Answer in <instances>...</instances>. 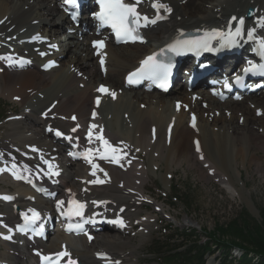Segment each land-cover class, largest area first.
Returning a JSON list of instances; mask_svg holds the SVG:
<instances>
[{
	"label": "bare ground",
	"instance_id": "6f19581e",
	"mask_svg": "<svg viewBox=\"0 0 264 264\" xmlns=\"http://www.w3.org/2000/svg\"><path fill=\"white\" fill-rule=\"evenodd\" d=\"M160 2L171 12L161 9L162 23L145 33L149 47L106 44L101 55L105 58V74L102 75L89 49L94 39L91 21L85 20L81 30L75 29L54 0H0V97L19 107V114L8 122L1 144L11 145L12 150L26 159H13L25 171L29 170L28 163H32L38 173L46 172L51 176L54 184L50 194L54 201H63L62 205L69 204L70 200L79 201L87 205L90 213L100 218L122 217L128 226L122 233H91L84 238H69L54 231L48 242L36 244L30 250L26 245L17 246L11 239H1L0 250L6 249L5 255L0 254L1 264H22L27 257V264H32L36 259L31 256L32 250L50 253L60 248L67 251L68 260L75 264H137L130 258L155 226L154 211L164 212L161 204L145 196L143 185L150 181V173L156 176L160 169L159 174L169 187L172 173L186 165L187 169L197 170L202 180L208 182L214 178L224 184L230 195L241 197L242 201L245 196L240 165L246 173L251 165H255L256 172L264 170V97L256 99V94L264 96V90L241 101L220 103L202 88L188 93L179 84L165 96L141 88L133 91L124 84L125 75L136 68L141 59L165 45L178 32L219 30L226 19L241 18L248 7L255 10V15L241 26V43L244 49H252L254 45L247 38L249 30L255 37L264 38V0H189V6L185 0ZM64 28L68 33L62 35L68 39L61 43V36L57 34ZM83 31L84 34L80 33ZM34 35L50 41L34 45L23 43ZM12 36H16L14 41ZM37 48L46 57H56L59 66L41 73L38 67L43 62L35 53ZM16 54L29 58L25 70H7L5 62ZM241 60L242 56L234 59ZM100 86L108 90L103 95L97 91ZM172 92L175 93L173 101L168 99ZM98 96L101 104L95 109L96 117L90 121V112L94 110L92 101ZM258 113L260 117L256 118ZM191 116L196 119L193 129L190 128ZM238 121H242L241 126ZM72 128L84 132L91 129L95 137L102 135L118 149L116 155L122 157L120 162H110L112 153H108L109 159H100L96 150L103 153L104 148L97 139L90 142L89 149L93 151L88 153L96 169L85 162L65 160L49 130L69 133ZM33 149L38 151L37 155ZM49 164L54 165L52 170L58 172L57 175H51ZM97 179L103 183L91 182ZM0 184L5 188L10 186L8 191L14 195L12 205L4 204V210H0V234L4 226L9 228L13 222V211L33 208L49 213L47 199L35 197L19 184L8 181L1 172ZM143 199L151 200V213L143 212ZM12 206H16L15 209ZM135 229H139L138 232ZM119 234L125 237L120 238ZM97 254L106 255L107 260L97 262L94 259Z\"/></svg>",
	"mask_w": 264,
	"mask_h": 264
},
{
	"label": "rangeland",
	"instance_id": "374dc122",
	"mask_svg": "<svg viewBox=\"0 0 264 264\" xmlns=\"http://www.w3.org/2000/svg\"><path fill=\"white\" fill-rule=\"evenodd\" d=\"M185 1L189 6V0ZM140 47L148 48L149 46L146 44ZM120 49L124 50L123 48ZM83 57L84 54L81 58ZM173 95H175L174 92L168 96V99L173 101ZM256 97L254 98L263 99L264 96L256 94ZM18 108L17 105H12L8 99L0 97V140L7 129L6 119L12 116L11 114H18ZM16 110L18 111L16 112ZM210 116L212 117V115ZM207 119L209 120V118ZM239 122H241V124H238ZM237 124L241 126L242 121H238ZM1 148L2 146L0 145V149ZM10 153L13 155L15 154L14 152ZM259 155H261V153H259ZM159 170L157 169L160 173ZM242 170L243 168L240 165L239 172L241 171L240 176L244 184L243 194L245 196L242 201L239 199L241 197L230 195L231 193L226 191L224 184H220L214 178L208 182L204 181L201 179L197 170H193L192 168L187 169L186 165L182 168H177L174 173H172L169 188H167V185L163 182L161 175L157 171V174H155L156 176L150 173V181H146V184L144 183L143 186L147 189V194L164 206V213L162 215L156 213V226H153L152 230L147 232L144 240L140 243V247L130 260H133L134 263L136 260L137 264H167L166 262L164 263V261L161 262L159 257L162 251L158 246L164 242H169L165 240L166 236L176 230L187 232V229H191V233L197 234V241L204 243L207 241V238L201 234L200 231H212L214 225L226 224L232 220L235 215L245 214L248 217V220H246L247 222L258 224L260 222V212L262 210L264 211V170L262 172H256L255 165L248 167L247 173ZM164 172L165 171L162 170L163 174ZM238 185L240 184H237L238 188H242L241 185ZM1 188H5V186L0 184V189ZM174 198H178V201L176 202ZM151 209L152 208L148 207L145 212H151ZM164 216H168V219ZM185 219L191 220L194 223L186 222ZM170 228L172 229L168 230ZM138 230L139 229H135L136 232H138ZM103 233H106V231L100 234ZM119 237L124 238L125 235ZM135 243H137V240ZM183 243H185V241ZM167 248L169 249V247ZM5 251L6 249L4 248L0 254L4 252L3 255H5ZM232 254L233 253H231L230 259L231 263L229 264H241L239 263L240 259L234 258L235 261L232 259ZM235 254L237 255V253ZM5 257L6 256H3V259ZM127 259L129 260V257ZM223 259L224 253L215 252L213 256L207 258L205 264H223ZM122 261L123 263L126 262L124 259H122Z\"/></svg>",
	"mask_w": 264,
	"mask_h": 264
},
{
	"label": "snow or ice",
	"instance_id": "6c2138e0",
	"mask_svg": "<svg viewBox=\"0 0 264 264\" xmlns=\"http://www.w3.org/2000/svg\"><path fill=\"white\" fill-rule=\"evenodd\" d=\"M66 4L69 5H75L76 0H65ZM98 3L100 5V11L95 13V18L100 22L101 26H110L113 32L115 33L118 42L121 39L124 40H136L139 39V33L138 28L141 26L140 21L143 20V26H147L148 24H154L156 23L157 19H162L163 17L160 16V10L163 9L167 12H171V9L166 5L160 2V0H153L152 7L156 9L157 16L155 19H149L147 16H142L137 11V5L141 3V0H135V3H126L125 0H98ZM73 19H75V13L72 14ZM233 20H236L235 17L232 18ZM2 23V21H0ZM244 20L243 18H240L238 25L235 27V31L231 30V26L229 31L225 33H221L218 31H213L210 34H206L203 38H193L188 40H178L176 43L169 47V51L176 52L177 54H180L181 50L185 51H195L199 52L200 50H207V51H214L212 47L211 41L215 38H219L221 42V47H234L237 46L239 41L237 38L241 37L242 34V28ZM248 38H253V31L249 30ZM33 39H38V37H33ZM94 47L101 49L104 46L103 41H94L93 42ZM51 47H55V45H51ZM260 50L262 53H264V41H260ZM10 59V58H9ZM23 62V61H22ZM101 64L103 65V57L101 58ZM264 67V66H262ZM171 64H164L160 62L157 59V54H154L152 56L147 57L144 61L141 63V68L138 69L136 72L131 73L128 78L129 83L138 82L139 79L148 77L153 80L160 81L159 86L166 88V81L167 77L170 73ZM253 68H246L244 71L245 73H248L252 71ZM133 77H136V80H133ZM241 78L237 77V81H239ZM227 87V83L225 84ZM98 91L101 92H107L108 90L101 86ZM113 97L115 96V93H109ZM99 103V100L97 101ZM179 108V105H177ZM95 115V113L93 114ZM75 119V117H73ZM193 120H195V117H193ZM92 127H96L93 125ZM72 131H76L74 128ZM57 136L62 135L59 131L56 132ZM92 136L91 129L89 130V137ZM97 140L101 142V146L104 148L103 153H99V150L97 149V154L99 155L100 159H109L108 153H112L110 162L113 163H119L120 159L122 157L116 155L118 149L113 147L108 140H106L102 135H97ZM91 142V141H90ZM36 149H33L35 151ZM93 150L88 149L86 150L84 154V158L91 163V160L89 159L88 153L92 152ZM197 151H199V147L197 146ZM45 163H48L45 161ZM13 168L16 167L15 164L12 166ZM93 169L97 168L96 164H92ZM54 165L49 164V172L51 175H57L58 172L53 171ZM5 169H0V171H4ZM102 171V169H100ZM48 173H46L47 175ZM13 175L16 176L17 179L21 178L19 175H17L15 172H13ZM92 175H95V171L92 173ZM107 175V173H105ZM92 183H103V181L97 179L95 181H91ZM0 199L4 200H11L13 199L10 196H2ZM93 203H96L95 201ZM103 203V202H102ZM63 204V201L57 202V208L59 210L60 206ZM85 207V205L79 201L76 200H70L69 201V211L72 215L81 216L82 210ZM29 212L32 213L31 217H27L25 214H21L25 218V225L18 226V230L23 232L27 230V226L30 224H34L36 221L39 220L40 214L36 212L34 209H29ZM109 223H119L121 226H123V221L120 220H113L109 221ZM77 230L83 231V228L81 225H77ZM11 231V230H10ZM5 239H10V237H4ZM67 252H63L58 254V256H67ZM42 259L47 260V257H43ZM70 264H75V262L70 261Z\"/></svg>",
	"mask_w": 264,
	"mask_h": 264
},
{
	"label": "trees",
	"instance_id": "16d2710c",
	"mask_svg": "<svg viewBox=\"0 0 264 264\" xmlns=\"http://www.w3.org/2000/svg\"><path fill=\"white\" fill-rule=\"evenodd\" d=\"M246 220L248 217L245 214H238L226 224L214 225L212 231L202 232L208 238V243L199 245L194 241L179 258L193 256L195 264H203L205 256L212 254L215 249L224 252L228 257L230 249L237 247L244 253V261L250 262L247 255L252 254L257 257L258 264H264V211H261L258 224ZM175 262L178 261L175 259Z\"/></svg>",
	"mask_w": 264,
	"mask_h": 264
}]
</instances>
